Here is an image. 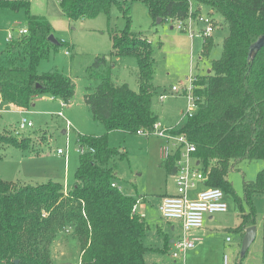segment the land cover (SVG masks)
I'll return each instance as SVG.
<instances>
[{
	"label": "trees",
	"instance_id": "trees-1",
	"mask_svg": "<svg viewBox=\"0 0 264 264\" xmlns=\"http://www.w3.org/2000/svg\"><path fill=\"white\" fill-rule=\"evenodd\" d=\"M133 1L146 3L155 23L158 18L166 21L188 15L187 0H59L71 20L109 14L114 5L119 9L127 26L113 33L111 53L97 56L93 69L112 57L135 56L139 89L93 73L99 82L88 87L85 101L106 132L78 135L80 161L69 189L56 181L19 185L0 176V264H54L52 244L67 230L79 241L81 264H147L143 239L150 226L136 209L137 199L113 186L118 176L110 161L120 152L109 145L108 137L114 130L151 132L158 123L153 109L158 92L154 49L129 27ZM198 1L222 15L229 34L221 56L210 60V72L194 82L196 110L183 116L174 132L195 143L194 156L207 175L205 185L233 192L226 179L232 163L264 160V46L254 56L250 54L251 46L264 34V0ZM6 8L25 10L27 33L11 38L0 51L1 98L27 110L45 95L69 104L75 95L74 80L57 68L39 71L41 62L64 42L58 39L60 43L55 44L49 39L53 27L46 17L31 12L30 0H0V9ZM215 44L213 36L206 38L202 58L210 57ZM0 142L21 149L34 146L31 137L3 131ZM179 157L177 151L168 158L171 170ZM244 192L247 199L264 193V168L255 180L244 182ZM254 220L253 211L243 213L239 229L254 225Z\"/></svg>",
	"mask_w": 264,
	"mask_h": 264
},
{
	"label": "rangeland",
	"instance_id": "rangeland-1",
	"mask_svg": "<svg viewBox=\"0 0 264 264\" xmlns=\"http://www.w3.org/2000/svg\"><path fill=\"white\" fill-rule=\"evenodd\" d=\"M30 1L31 12L46 17L53 27V34L64 42L41 62L39 71L57 68L70 76L75 82V95L68 105H63L59 98L46 95L25 113L15 111L5 101L0 103V131L18 133L34 141L32 149L0 142V176L19 185L56 181L72 186L80 161L78 135L98 136L106 132L105 126L93 118L85 101V94L90 91L88 87H95L99 82L93 73L109 75L113 81L128 83L132 89L138 90V60L131 55L112 57L96 71L93 69L97 56H109L111 53L113 33L127 26V19L115 5L109 14L71 20L61 13L58 0ZM210 10L207 5L203 7L204 13ZM212 15L220 23L218 40L210 57L202 58V37L193 39L167 20L155 23L146 3H131L130 29L147 38L154 49V83L158 92L153 98V109L161 126L181 125L184 113L191 106L186 94L189 78L208 73L210 60L221 56L223 40L229 29L225 23L222 25L220 13ZM16 22L18 24L14 26ZM26 26L24 9H0V51L6 47L10 32L16 38L20 35L18 30ZM173 85L180 86V90L172 92ZM162 94H167L163 100ZM60 111L65 117L58 115ZM23 116L32 120L33 126L21 129L19 121ZM67 119L71 121V126L67 124ZM108 137L109 145L120 152L110 161V166L116 168L119 186L137 199L136 207L145 215L150 226L143 239L148 247L145 253L147 264H225V257L228 258L227 264H264V193H255L247 199L244 192V182L257 178L264 168V160L232 163L227 179L233 192L225 193L228 210L213 214L211 219L206 215L204 226L188 233L189 237H201L203 242L197 243L185 255L174 257L176 249L173 243H168L159 233L160 228H168L171 238L183 234L181 220L164 218L158 207L162 193L176 190V174L161 151L164 138L157 134V130L148 134L114 130L109 132ZM59 149L63 152L59 153ZM252 211L256 236L245 256L241 257L243 238L248 228L239 229L242 214ZM51 253L54 264H80L81 248L71 231L58 235Z\"/></svg>",
	"mask_w": 264,
	"mask_h": 264
},
{
	"label": "built area",
	"instance_id": "built-area-1",
	"mask_svg": "<svg viewBox=\"0 0 264 264\" xmlns=\"http://www.w3.org/2000/svg\"><path fill=\"white\" fill-rule=\"evenodd\" d=\"M189 3L188 15L186 18H168V22H172L178 30L186 32L191 38L202 37L206 38L213 35L217 26L218 20L212 15L214 12H203L204 3L198 0H187ZM27 28L21 29L19 34H26ZM13 33L8 36V41L13 38ZM196 77L189 78V84L186 87V94L191 101V106L184 116H191L196 110V101L198 97L194 94V82ZM174 92L178 91V86H173ZM167 94H162L161 99H165ZM52 98H55L52 96ZM63 102V101H62ZM63 105H68L63 102ZM59 116L65 117L63 111L58 113ZM67 124L72 125L67 119ZM21 129L33 126L32 120L23 116L19 121ZM176 127H164L156 123L153 131L157 130V134L164 138L165 142L161 147L164 157L169 158L172 154L179 151L180 157L176 163V194L164 196L159 206L161 215L167 219H179L182 222V236L175 238L173 252L174 257L179 254L185 255L186 252L194 248L197 243H202L201 237H189L188 233L192 229L202 228L206 215H213L218 212H226L228 203L225 200V192L220 187L206 186L198 190L199 183H205L207 180L206 173L196 164L194 153L197 150L195 143L191 142L186 135L177 134L174 132ZM152 132V131H151ZM148 131H138L137 134H148ZM80 153L81 150L79 149ZM59 153L63 150L59 149ZM83 152V151H82ZM113 186H119L114 182ZM69 231V230H67ZM224 263H228V258H224Z\"/></svg>",
	"mask_w": 264,
	"mask_h": 264
},
{
	"label": "crops",
	"instance_id": "crops-1",
	"mask_svg": "<svg viewBox=\"0 0 264 264\" xmlns=\"http://www.w3.org/2000/svg\"><path fill=\"white\" fill-rule=\"evenodd\" d=\"M31 2V1H30ZM58 3H59V0H58ZM60 6V5H59ZM61 13L62 14H64L62 11H61ZM17 22L14 24V26H17ZM24 28H27V26L26 27H23V28H20L19 30H18V33H19V31L21 30V29H24ZM218 30H219V28H218V26H217V28H216V30H215V32L213 33V39L215 40V43H217V40H218V35H219V33H218ZM10 33H12V32H10ZM194 39V38H193ZM8 41V40H7ZM224 41V40H223ZM202 50H203V48L201 49V52H202ZM210 72V69L208 70V73ZM200 74H197V75H195V77H197V76H199ZM186 79H188V77L186 78ZM183 81H185V80H183ZM183 81H181V83L183 82ZM180 83V84H181ZM173 86H177V85H173ZM173 86H172V88H171V91L172 92H174L172 89H173ZM180 90V86H178V91ZM178 91H175V92H178ZM46 96V95H45ZM45 96H42V97H38L37 99H36V101H39V100H41V99H44V98H46ZM56 98V97H55ZM36 101H35V103H36ZM1 102H3V99L1 98V96H0V103ZM9 104V103H8ZM10 106H11V108L12 109H14L15 111H18V112H22V113H25V112H29V110H27V109H23V108H20V107H17V106H14V105H12V104H9ZM35 105V104H34ZM169 127H174V126H169ZM196 164H198V161L196 160ZM201 167V166H200ZM119 184V183H118ZM64 186H65V188H66V190L67 189H69L71 186L69 185V184H67V183H64ZM204 187H206V185H205V183H199L198 184V190H200V189H203ZM176 192H177V186H176V190H174V191H168V190H166L164 193H162L161 194V197H160V201H159V206H160V204H161V202H162V199H163V197L164 196H167V195H172V194H176ZM130 195V194H129ZM137 206V205H136ZM158 206V207H159ZM136 209H137V211L139 212V209L136 207ZM140 213V212H139ZM142 214V213H141ZM142 215H144V214H142ZM145 216V215H144ZM146 218V217H145ZM209 218L211 219L212 218V215H209ZM172 228L175 230V228L172 226ZM160 234H161V236H163L166 240L169 238V242L168 243H174V240H175V238L174 237H172L171 238V236H170V234L168 233V228H160V232H159ZM158 248H161V247H158ZM80 264H81V253H80Z\"/></svg>",
	"mask_w": 264,
	"mask_h": 264
},
{
	"label": "water",
	"instance_id": "water-1",
	"mask_svg": "<svg viewBox=\"0 0 264 264\" xmlns=\"http://www.w3.org/2000/svg\"><path fill=\"white\" fill-rule=\"evenodd\" d=\"M157 22L158 23L162 22V18H158ZM49 39L55 44L60 43L58 38L54 34H51ZM263 46H264V34L262 36H260L258 38V40L251 46L250 54L254 56L255 52L257 50H259L260 48H262ZM173 172L174 173L176 172V167L174 168ZM226 179H227V176H226ZM255 236H256V227L254 225L249 226L247 228L246 233H245L244 238H243L241 255L246 254V252H247L249 246L251 245V243L253 242Z\"/></svg>",
	"mask_w": 264,
	"mask_h": 264
}]
</instances>
